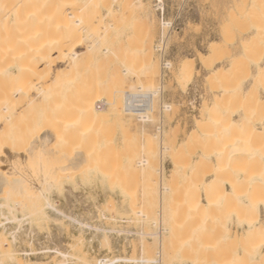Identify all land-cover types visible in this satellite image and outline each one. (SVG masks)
<instances>
[{"label":"rangeland","instance_id":"rangeland-1","mask_svg":"<svg viewBox=\"0 0 264 264\" xmlns=\"http://www.w3.org/2000/svg\"><path fill=\"white\" fill-rule=\"evenodd\" d=\"M140 1L147 13L135 7L126 12L123 6H114L115 16L106 15V6L112 0L91 2L99 14L97 21L104 25L119 22L121 32L99 27L97 33L87 37L77 30L76 51L86 55L89 68L107 72L109 81L119 76V86L125 92H139L140 82L135 81L147 80L149 87L145 90H157L151 120L143 125L135 117L130 121L111 113L109 119L106 115L94 124L85 120L77 123L74 114H66L61 122L60 115L54 112L47 118L34 116L32 123L23 115L16 124L0 130L1 189L14 195L31 191L44 194L38 198L37 213L23 211L15 200L19 196H7L5 192L7 199L0 196V205L4 203L0 214L5 216H0L1 264H98L117 259L128 261L115 264H193L196 258L213 256L214 251L217 256L234 258L241 253L243 242H234L228 232L239 231L236 217L247 197L258 202L264 222V191H247L239 180L246 174L264 175V170L257 163L247 166L245 157L235 155L236 151L218 157L216 152L222 145L217 139H192L206 106L214 105L216 100L231 103L239 111L236 119L240 123L247 109L245 89L250 88L251 101L257 93L264 98L261 88L253 86L257 64H264V0ZM164 22L170 23L168 27H163ZM134 23L139 27L136 38L130 28ZM55 34L62 35L63 41L67 38L63 32ZM137 40L152 50L153 57L150 61L135 59L138 70L132 69L133 62L131 69L138 72L122 74L124 67L116 65L115 55H129L131 48L137 47ZM247 41L255 44L248 55L242 48ZM215 42L225 47L212 56L209 48ZM233 59L236 65L229 71ZM192 60L196 62L193 76L188 82H181L177 77L179 66ZM166 63L171 64V69L165 68ZM121 90L118 99L124 104ZM104 105L110 108V103ZM165 105H170L171 110L164 111ZM251 107V121L260 126L262 113ZM9 113L18 117L21 110ZM223 117L227 119L228 112ZM62 128L68 135L72 130L74 137L60 142ZM238 129L228 133L226 141L235 138L236 142L230 141L236 145ZM166 146L173 151L165 152L162 148ZM143 159H148L147 165L139 164ZM218 165L223 168L221 182H236V193L223 202L220 219L208 228L210 232L205 229L207 232L203 230L205 233L202 231L198 237L195 222L187 223V219L197 216L191 213L192 202L198 194L205 193V176ZM176 169L186 189L179 195L190 197V202L178 210L186 217L177 220L167 211L179 202H173L163 191L173 183ZM166 228L172 234L161 236V230ZM210 245H216L217 251ZM26 251L32 254L23 256Z\"/></svg>","mask_w":264,"mask_h":264},{"label":"bare ground","instance_id":"bare-ground-1","mask_svg":"<svg viewBox=\"0 0 264 264\" xmlns=\"http://www.w3.org/2000/svg\"><path fill=\"white\" fill-rule=\"evenodd\" d=\"M112 1L115 5L111 3L106 6V15L108 16H115L113 12L114 6H123L126 12L130 11L132 7H135L143 14H145V12L147 13V8L144 7L140 0ZM91 2L93 3L94 0H88L84 3L79 0H0V130L12 126L18 118H21L23 115L28 116L31 122L34 116L47 118L54 112L60 115L61 122L65 121L66 114H74V119H77V123H81L85 120L94 124L99 122L103 116L106 117V115H108L106 119H109L111 113L112 115L117 114L119 118L118 116H116V118L118 119L128 118L131 121L133 117H135L137 122L143 125L151 120L150 115L154 109L153 98L157 94V90H145L149 87L147 80L141 81L138 77L140 80L135 82H140L137 88L139 92H131L128 90L125 92V90L119 86H122L121 80L117 79L119 76L117 77V75H115V77L111 78V81H109L106 75L107 72L101 69V71L94 70L93 67L89 68V64H86V55H83V52L81 55V52L79 53L76 51L79 40L75 36V31L81 30L87 37H91L93 33H97L102 28H105L106 31H111V29L112 31L117 30V32L122 28L119 22H109L107 25L98 22L97 18L99 14L95 9L96 6L92 5ZM69 20H72L71 23H69ZM168 24L167 22L162 23L164 28L166 26L168 27ZM106 26H109L110 29ZM125 28L126 27L123 29ZM130 28L132 29L131 33L134 34L132 35L133 38L134 36L136 38V35L139 33L138 25L134 23ZM58 31L65 33L63 34L67 36L65 41L62 40V35L59 36L55 34V32ZM95 39L98 40L99 38L96 37ZM93 41L94 40L91 42ZM99 42L98 40V43ZM249 42L247 41L242 44L243 51L246 54L250 51L249 49H253L255 46L253 42ZM136 43L137 47L131 48L132 50L129 49L131 50L129 51V55H123V53L122 55H115L116 65L124 67L122 74H131L138 70L136 66H134L133 61L135 59H139V57L144 59V61H148V59L150 61L152 59L150 58L152 56H150L152 50H148L146 44L142 41L137 40ZM215 43L211 44L209 48V53L212 56L220 54L225 47ZM151 47L153 46L151 45ZM88 50L91 49L89 48ZM132 62V69L133 67L134 69L136 68V70H133L134 72H132L131 69ZM195 63L196 62L192 60L189 63H184L179 66L177 77L181 82H188L191 80L195 70ZM256 63H258V61ZM56 65H59L58 68L61 67V70L58 68L55 69ZM235 65L233 59L230 61L228 70L232 71ZM257 65L253 86L257 88L260 87L261 91L264 92V64ZM62 66L64 69H62ZM164 66L167 69H171L172 67L170 63H166ZM53 67L56 71L52 70ZM112 68L113 67H111V70ZM107 69L108 68H106L105 71H108ZM45 77L48 78L47 82ZM130 78H132L131 75ZM146 78L148 79L149 77L147 76ZM149 79L148 81L151 80ZM3 82L9 83V86ZM126 84L128 83L124 85ZM118 86L120 87L119 90ZM106 89H111V93ZM121 89L124 90V104L121 102L122 99L119 101V96H122L120 93ZM112 91L114 95H112ZM107 92L110 93L111 96L107 94ZM225 93L230 94V90H226ZM118 94L120 95L118 96ZM107 95L108 97H106ZM245 95V108L247 109L245 110V117L242 122L239 123L237 121L236 118L238 117L239 111H235L231 103L218 99L215 101L214 105L206 106L202 113L201 121H198L196 134L193 135L192 139L197 138L203 142L210 140L216 141L217 139L222 145L216 152L218 157L230 156L236 151L235 155L245 157L247 166L257 163L260 169L264 170V98L260 97V94L257 93L255 100L251 101L250 88L245 89ZM114 99H116L117 102H114ZM109 103L110 108H106L104 104ZM251 106L262 113L260 116L261 118L259 117L258 119L260 126L257 125L258 123L251 121V114H249L248 109ZM15 110H21V113H18V117L17 114L13 113ZM163 110H171L170 105L163 106ZM225 112H228L227 119L223 117ZM116 118L115 120L118 121ZM113 119L114 118H112V120ZM130 121L129 124L132 123H130ZM237 128H239L238 130L240 131V137L238 136L239 140L236 143L238 146L233 144L236 142L235 138H233L234 140H232V138L230 139L233 143L227 140L230 144L232 143L231 145H227V134L230 132L232 133V131L237 130ZM158 130L161 129L159 128ZM71 132L68 135L65 129L62 128L59 135L60 142L72 139L75 134ZM45 139L46 138L42 139L43 142H46ZM228 147L231 149H226ZM162 149L165 152L173 151V149L168 146ZM1 156L3 157V154H1ZM148 162V159H143L139 164L147 165ZM222 172L223 168H221L220 165L215 166V168L205 176L207 177L204 179L203 183L205 193L203 195L198 194L192 202L193 206L191 213L197 216H192L193 218L187 219V223L190 222L191 224V221L196 223L193 225H195L194 232L197 236H201L200 233H202L203 230L207 232L205 229L210 228L212 224L220 219L219 215L222 212L221 208L223 202H227L228 198L236 193L237 183L232 180L226 183L221 182ZM172 176L173 183L170 187L163 188V191L170 195L173 202L176 200L179 202L168 208L170 211H167L169 214L168 216L177 220L180 216L186 217L178 210L181 205L190 202V197L189 195H179L181 192L186 191L181 181H179V170L176 169ZM239 180L241 184L245 185L247 191H264V175L262 173L254 177H250L246 174L244 177L241 176ZM1 187L2 182L0 181V196L10 193H6ZM10 194L9 196L20 197L14 199L17 204L22 207L23 211L29 209V211L33 213L39 212L37 201L38 198L41 199L44 196L43 193H34L31 191L16 195ZM7 196L5 195L4 198L7 199ZM5 204L7 203L5 202ZM261 204H264V199H262ZM2 205H0L1 208ZM7 207H9V204H7ZM162 212L164 213L165 211L163 210ZM3 216L2 214V217ZM236 219L240 226L239 231H234L232 233V230H229L230 232H228V235L232 238L229 239H234L236 243L238 241L243 242L241 253L234 258L232 256L223 257L222 255H220V257L217 256L219 254L216 255L214 251H217L218 247L215 248L214 246L216 245H210L214 251V257L212 255H205L202 258L203 260H201L200 257L196 260L197 258L193 256L192 260H194V257L196 258L193 264H264V222H262L261 219V209L259 208L258 202L247 197L245 201L241 203V208ZM183 222L186 223V220ZM209 230L210 229H208V231ZM171 231L170 228L162 229L160 234L161 236L163 234H172L170 233ZM212 232H214L213 229ZM14 234L16 235L17 232ZM195 237L196 236L193 237L192 235V238ZM14 240L16 241V239ZM30 244L33 245V242ZM250 244L254 247H251ZM210 250L208 252L211 254L212 251ZM30 252L26 251L22 255L28 257L32 254ZM44 252L54 253L53 250H45ZM62 255L67 257L66 254ZM206 256L207 258H205ZM209 256L212 257L210 258ZM222 257L224 259H221ZM119 261L127 262L128 260L117 259L116 261H101L98 264H115Z\"/></svg>","mask_w":264,"mask_h":264},{"label":"built area","instance_id":"built-area-1","mask_svg":"<svg viewBox=\"0 0 264 264\" xmlns=\"http://www.w3.org/2000/svg\"><path fill=\"white\" fill-rule=\"evenodd\" d=\"M146 112V111H145Z\"/></svg>","mask_w":264,"mask_h":264}]
</instances>
